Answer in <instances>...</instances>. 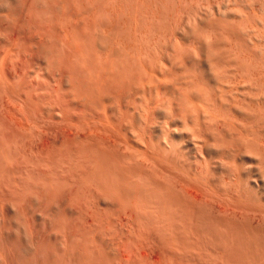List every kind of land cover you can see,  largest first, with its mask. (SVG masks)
<instances>
[{
  "label": "rangeland",
  "instance_id": "374dc122",
  "mask_svg": "<svg viewBox=\"0 0 264 264\" xmlns=\"http://www.w3.org/2000/svg\"><path fill=\"white\" fill-rule=\"evenodd\" d=\"M217 1L226 2V0H168V3L167 0H0V264H264V161H259V164L256 157L246 158L245 155L232 159L228 153L227 156L219 153L220 150L226 152L227 147L211 146L210 149H216V152H213L212 158L206 157L207 161L209 160L206 169L200 168L195 161L196 157L194 159L188 152L186 155L188 157H181L178 150L176 152L174 150L178 148L180 139L185 140L188 129L182 127V130L179 128L180 125L168 127L171 129V132L168 131L169 136L174 137L169 147L165 146L163 138H160L163 136L161 131L165 128L160 124L164 125L162 123L170 116L168 111L166 112V105H158L161 110L155 107L152 115H146L148 120L144 123L146 120L138 106L140 94L136 85L132 83L129 85L131 82L129 79V82H124L118 87L114 81L106 78L109 76H105L108 71L105 69L101 71L98 67L103 64L106 54L108 59L107 57L105 59L108 61L105 60L107 63L104 67L109 66V60L121 58V55L117 56V52L121 54V45H127L129 42L133 46L142 45L143 50L149 46L150 50L149 47L148 50L146 48L148 53L149 51L153 53L154 50H151L153 47L159 50V46L164 47L163 53L172 51L169 47L176 37L179 42L185 44L187 34L181 32L180 26L186 23V14L189 17L196 7H207L208 2ZM146 2L148 3L145 4ZM176 22L177 24L179 22L177 26L174 24ZM110 45L112 47H109ZM157 51L154 53L159 61ZM159 52L162 53V50ZM150 53L147 54L148 57ZM93 57L94 62H91ZM108 66L106 70H109ZM91 67L95 69L91 70ZM97 67L99 76L95 73ZM89 75L93 80L89 79ZM167 80L160 86L162 96L163 94L170 96L175 88L176 83L173 86V83H170L174 80ZM110 81L112 83H109ZM101 83H105V86L102 84L103 88ZM96 85L100 88L95 87ZM96 88L100 92H97ZM93 108H96L98 113ZM122 108L129 109L126 113ZM137 112L141 113L138 115L142 116L144 121H141ZM178 112L177 110V115ZM106 117L109 124L106 123ZM121 117L122 119L118 121ZM139 119L146 125L141 126ZM111 120L114 123L110 122ZM110 124H113L114 129ZM252 124L254 126L256 122ZM256 125L251 126L258 132V136L263 135L264 130L259 129L261 131L259 132L257 130L259 125ZM166 129L167 127L164 133ZM106 130L109 131V133L107 131L109 135ZM262 135V138L259 137L263 139L264 148ZM260 138L257 140L260 141ZM180 147L181 145L178 149ZM184 149L182 150L185 151ZM233 164L240 170L230 185L227 175L229 171L226 172V169L230 168L228 165ZM128 172H132L133 176ZM141 174L145 176L144 180ZM128 175L135 177L137 182ZM157 178L163 180V183L155 180ZM156 182H159L162 188L165 186L163 190L167 188L166 192L164 191L166 194L163 193L166 195L164 199V195L159 197L162 199L159 204L150 202L151 197L157 200L152 196L154 193V196L157 195ZM133 184L137 185L136 187L145 186L144 192L148 187L150 190L146 189V192L148 190L149 194L152 193L151 196L148 192L144 193L143 189H136ZM152 184L157 190H153L155 187H151ZM163 184L165 185L162 186ZM137 190L142 192L138 193ZM123 201L129 203L126 205ZM160 204L165 205L161 207ZM189 208L192 210L187 212Z\"/></svg>",
  "mask_w": 264,
  "mask_h": 264
},
{
  "label": "bare ground",
  "instance_id": "6f19581e",
  "mask_svg": "<svg viewBox=\"0 0 264 264\" xmlns=\"http://www.w3.org/2000/svg\"><path fill=\"white\" fill-rule=\"evenodd\" d=\"M146 1V0H145ZM240 1V0H239ZM141 2V1H140ZM143 3V2H142ZM148 2H146L145 4H147ZM168 3V0H167ZM179 3V2H178ZM210 2L207 3V7H200V8H195L193 9L194 11L193 14L189 15V17L186 14V23L183 24L184 26H180L181 28V32H185L187 35H185V37L187 36V38H185L186 43L182 44L181 42L178 41V39L174 38V41L171 42L169 48L172 51H166V53H163V48H161L160 46L158 47L159 50L157 51L154 47L151 49L153 51V53L155 51H157L158 56L160 58H158L159 61H157V59L155 57V54L153 56H151L153 53L151 51H149V53L151 55H149L150 57L147 56L148 53V47H145V50L147 48V50H143L142 49V45H137L135 42V46L127 43V45H121L120 47V52L121 54H118L117 51H114L115 53L117 52V56L121 55V58L114 59L113 60H109L108 65L104 64L107 63L105 62V60L108 59L107 54L105 55L107 57V59H105L102 62V60H100V62H102L103 64L100 66L98 64L94 65H98V67L102 70L105 69V71H108L107 75L108 76L106 78L111 79V81H114L115 84H117V86L122 83H127L129 82V79L131 82H129L128 84L130 85L131 83L136 85V89L138 90V93L140 95H138L139 97V103L138 106L141 110L143 117L145 116L146 122L148 118H146L147 116L152 115L151 113L154 112L155 107H157L158 105H166V112L168 111V114L170 115L168 118V120L165 119L164 117V122L160 126H164L165 128L167 127V131L164 133V130L161 131L163 132V136H161L160 138H163V143L165 146H170L171 145V140H174V137L169 136L170 134L168 133V131L171 132V129H169L168 127L170 126H177L180 125L182 129V127H184L185 129H188L189 132L186 133L185 135V140L180 139V144L181 147L174 149L175 152L176 150H178V152L180 153L181 157L186 156L187 152L189 153V155L191 154V157H193L195 159L196 157V163L199 164L200 168H204V170L207 167L208 161L206 157H211L212 158V154L213 152H216V149L213 148H224L227 147L226 152H223L220 150V154H226L225 156H227V153L229 155V158L231 157L232 159H234L235 157H241L242 156H246V158L248 157H256L257 161L259 163V161H264V148L262 140H261V135L258 136V132L255 131V129L252 128L253 126V122L255 121L256 124L259 125V127L257 128V130H264V0H243L242 2H238L237 0H226V2ZM54 4V3H53ZM152 4V3H151ZM191 4V3H190ZM189 4V5H190ZM23 5V4H22ZM135 5V4H134ZM178 5V4H177ZM196 5V4H195ZM146 6V5H145ZM153 6V5H152ZM158 6V4H157ZM176 6V5H175ZM174 6V7H175ZM112 7V6H111ZM115 7V6H114ZM122 7V6H120ZM134 7V6H133ZM138 7V6H137ZM150 7V6H149ZM177 7V6H176ZM51 8V7H50ZM166 8V7H165ZM172 8V7H171ZM205 8V9H204ZM117 9V8H116ZM134 9V8H133ZM143 9V8H142ZM150 9V8H149ZM163 9V8H162ZM197 9V11H196ZM199 9V10H198ZM201 9V10H200ZM29 10V9H28ZM141 10V9H140ZM145 10V8H144ZM167 10V9H166ZM174 10V9H173ZM172 10V11H173ZM177 10V9H175ZM126 11V9H125ZM142 11V10H141ZM152 11V9L150 10ZM158 11V10H156ZM155 11V12H156ZM171 11V10H170ZM184 11V10H183ZM101 12V11H100ZM175 12V11H174ZM181 12V11H180ZM142 13V12H141ZM153 13V12H151ZM171 13V12H170ZM179 12H177L178 14ZM113 14V13H112ZM156 14V13H155ZM174 14V13H173ZM122 15V14H121ZM127 15V14H126ZM137 15V14H136ZM149 15V14H147ZM132 16V15H131ZM153 16L154 13H153ZM175 16V14L173 15ZM107 17V16H106ZM126 17V16H125ZM151 17V16H150ZM167 17V16H166ZM178 17V16H176ZM188 17V18H187ZM119 19V18H118ZM133 19V18H132ZM131 19V20H132ZM146 19V18H145ZM149 19V18H147ZM154 20V18H152ZM175 19V18H174ZM100 20V19H99ZM112 20V19H111ZM182 20V19H181ZM117 21V20H116ZM121 21V20H120ZM137 21V20H136ZM145 21V20H144ZM101 22V21H100ZM134 22V21H133ZM175 22V21H174ZM136 23V22H134ZM183 23V22H180ZM105 24V23H103ZM124 24V23H123ZM169 24V23H168ZM175 25L177 24L174 23ZM179 24V22H178ZM177 24V25H178ZM142 25V24H141ZM148 26V24H146ZM176 25V26H177ZM116 26V25H115ZM123 26V25H122ZM125 26V25H124ZM132 26V25H131ZM135 26V25H134ZM186 26V27H185ZM133 27V26H132ZM137 28V27H136ZM149 28V27H148ZM175 28V27H174ZM112 29V28H110ZM142 29V28H141ZM170 29V28H169ZM115 30V29H114ZM132 30V29H131ZM135 30V29H134ZM137 30V29H136ZM157 30V29H156ZM159 30V29H158ZM165 30V29H164ZM171 30V29H170ZM91 31V30H90ZM139 31V30H138ZM149 31V30H148ZM163 31V30H162ZM123 32V31H122ZM180 32V31H179ZM117 33V32H116ZM131 33V31H130ZM129 33V34H130ZM134 32H132L133 34ZM137 33V32H136ZM157 33V31H156ZM166 33V32H165ZM169 33V32H168ZM182 33V34H183ZM131 34V35H132ZM146 34V33H145ZM102 35V34H101ZM110 35V34H109ZM108 35V37H109ZM154 35V33H153ZM166 35V34H165ZM184 35V34H183ZM113 36V35H111ZM121 36V35H120ZM142 36V35H141ZM163 36V35H162ZM129 37V36H128ZM155 37V36H154ZM172 37V36H170ZM159 38V37H158ZM168 38V37H167ZM180 38V37H178ZM108 39V38H107ZM112 39V38H111ZM117 39V38H116ZM133 39V38H132ZM136 39V37H135ZM138 39V37H137ZM149 39V37H148ZM153 39V38H152ZM169 39V38H168ZM184 39V38H183ZM129 40V39H128ZM166 40V39H165ZM182 40V37H181ZM106 41V40H105ZM108 41V40H107ZM110 41V40H109ZM108 41V42H109ZM131 41V40H129ZM148 41V40H147ZM184 41V40H183ZM107 42V43H108ZM122 44V40L120 41ZM119 42V43H120ZM133 42V41H132ZM139 42V41H138ZM137 42V43H138ZM144 42V41H143ZM168 42V41H167ZM101 43V42H100ZM111 43V42H110ZM125 43V42H124ZM134 43V42H133ZM142 43V42H141ZM103 44V43H102ZM165 44V43H164ZM108 45V44H106ZM114 45V44H112ZM147 45V44H146ZM145 45V46H146ZM150 45V44H148ZM155 46V44H153ZM102 45L100 44V47ZM103 46H105L103 44ZM140 46V47H139ZM144 46V45H143ZM99 47V48H100ZM109 47H112L111 45ZM107 47V48H109ZM152 47V46H151ZM156 47V46H155ZM112 49V48H111ZM109 49V50H111ZM117 50V47L115 48ZM162 50V53L165 55L163 57V54L160 53L159 51ZM165 49H167L165 47ZM150 50V47H149ZM96 51V50H95ZM99 51V49H98ZM107 51V49H106ZM119 51V50H118ZM165 51V50H164ZM101 52V51H99ZM108 53V52H107ZM111 53V51H110ZM109 53V54H110ZM114 53V54H115ZM161 55H160V54ZM95 54V53H94ZM103 54V52H102ZM102 54L100 55V57L102 56ZM105 54V53H104ZM96 55V54H95ZM94 55V56H95ZM116 55V54H115ZM86 56V55H85ZM93 56V55H92ZM104 56V55H103ZM110 56V55H109ZM112 56V55H111ZM74 57V56H73ZM120 57V56H119ZM94 58L93 57V61L94 62ZM98 58V57H97ZM87 59V58H86ZM89 59V58H88ZM101 59V58H98ZM116 60L117 62V66H116ZM108 61V60H107ZM84 62V61H83ZM89 62V61H87ZM98 62V61H97ZM79 63H81L79 61ZM92 65V63H91ZM71 66V65H70ZM84 66V65H83ZM82 66V67H83ZM106 66H108L109 70H106ZM93 67V66H92ZM91 67V68H92ZM98 67L96 68L95 71H97ZM104 67V68H103ZM84 68H87L84 66ZM82 68V69H84ZM117 70L115 72L114 69ZM119 68V69H118ZM89 69V68H88ZM95 68H92L91 70H93ZM99 69V70H100ZM87 70V69H86ZM113 70V72H111ZM82 71V70H81ZM80 71V72H81ZM89 71V70H88ZM87 71V73H88ZM86 72V71H85ZM50 73V72H49ZM83 73V72H82ZM97 76H99L97 73H99L98 71L95 72ZM94 73V74H95ZM110 73H112L113 75H111ZM136 73V75L134 74ZM74 74V73H73ZM81 75V73H79ZM89 74V73H88ZM106 74V72H105ZM87 75V74H86ZM101 75V74H100ZM88 76V75H87ZM90 76V75H89ZM93 76V75H92ZM102 76L104 77V75L102 74ZM81 78V77H79ZM84 78V77H83ZM92 77L90 76V80ZM97 78V77H96ZM53 79V78H52ZM86 80V76L84 78ZM88 79V82H89ZM98 79V78H97ZM101 81V78H99ZM104 79V78H103ZM109 79H107V81H109ZM113 79V80H112ZM128 79V80H126ZM171 80L173 82H170L172 84V86L174 85V90L173 92L170 94V96H165V94H163L164 96H162V91H161V83L164 82L165 80ZM74 80V79H73ZM95 80V78H94ZM167 80V81H169ZM96 81V80H95ZM94 81V82H95ZM103 81V80H102ZM109 83H112V82ZM133 81V82H132ZM87 82V80H86ZM91 82V81H90ZM97 82V81H96ZM85 83V81H84ZM92 83V82H91ZM108 83V82H106ZM169 83V82H168ZM70 84V83H69ZM79 84V83H77ZM82 84V83H81ZM96 84V83H95ZM93 84V85H95ZM98 84V82H97ZM102 84L105 83H101ZM80 85V84H79ZM91 85V86H93ZM100 85V83H99ZM96 85L95 87L99 86ZM133 85V86H134ZM164 85V84H163ZM166 85V84H165ZM45 86V85H44ZM81 86V85H80ZM111 86V85H110ZM116 86V85H115ZM118 86V87H119ZM126 89L128 88V85H126ZM132 86V87H133ZM84 87V84H83ZM94 87V88H95ZM107 87L108 84H107ZM106 87V89H107ZM117 87V90H118ZM166 87V86H164ZM78 88V87H77ZM85 88V87H84ZM87 88V87H86ZM92 88V87H91ZM98 89L100 87H97ZM96 88V89H97ZM103 88V86H102ZM101 88V89H102ZM116 88V87H115ZM124 88V87H123ZM163 88V86H162ZM193 88V89H192ZM195 88V89H194ZM76 89V88H75ZM79 89V88H78ZM88 89V88H87ZM97 92H100L98 91ZM114 89V88H113ZM134 89V88H133ZM59 90V89H58ZM105 90V88L103 89ZM122 90V89H120ZM128 90V89H127ZM73 91V90H72ZM78 91V90H77ZM80 91V90H79ZM108 91V90H107ZM106 91V92H107ZM168 91V90H167ZM81 92V91H80ZM94 94V91H92ZM105 92V93H106ZM135 93H137L134 90ZM175 92V93H174ZM79 93V92H78ZM83 93V92H82ZM110 93V91H109ZM124 93V92H123ZM134 93V95H135ZM59 94V93H58ZM63 94V93H62ZM89 94V93H88ZM96 94V93H95ZM114 94V91H113ZM128 94V93H127ZM168 95V93H166ZM98 95V94H96ZM106 95V94H105ZM108 95V94H107ZM81 96V95H80ZM86 96V95H85ZM95 96V95H93ZM111 96V95H110ZM120 96V95H119ZM114 97V95H113ZM88 98V97H87ZM96 98V97H95ZM103 98V97H102ZM101 98V99H102ZM116 98V97H115ZM89 99V98H88ZM107 99V98H106ZM113 99V98H112ZM44 100V99H43ZM87 101V100H86ZM100 101V100H99ZM110 101V99H109ZM116 101H118V99H116ZM57 102V101H56ZM93 102V101H92ZM108 102V101H107ZM132 102V101H131ZM136 102V101H135ZM96 102H94L95 104ZM103 103V102H102ZM117 103V102H116ZM129 103V102H128ZM100 104V102H99ZM97 104V105H99ZM120 104V103H118ZM127 104L124 103V105ZM101 105V104H100ZM105 105V104H104ZM108 105V104H107ZM94 106V105H93ZM102 106V105H101ZM101 106H99L100 110H101ZM112 106V105H111ZM90 107V106H89ZM115 107V106H114ZM123 107V106H122ZM162 107V106H161ZM65 108V107H64ZM86 108V107H84ZM88 108V107H87ZM98 108V107H97ZM98 108V109H99ZM103 108V106H102ZM120 108V106L118 107ZM125 108V107H124ZM137 108V107H136ZM158 108V107H157ZM96 109V108H93ZM105 109V108H104ZM109 109V108H108ZM112 109V108H111ZM114 109V108H113ZM117 109V108H116ZM129 109V108H128ZM126 109V110H128ZM161 110V108H158ZM179 111V115H177V110ZM85 110V109H84ZM89 110V109H88ZM103 110V109H102ZM120 110V109H119ZM122 110H125L122 108ZM125 110V111H126ZM139 110V109H137ZM165 110V109H163ZM81 111V110H80ZM97 113L98 110L96 109ZM112 111V110H111ZM136 111V110H135ZM63 112V111H62ZM87 112V111H86ZM104 112V111H102ZM113 112V111H112ZM111 112V113H112ZM118 112V110H117ZM161 112V111H160ZM99 113H101L99 111ZM123 113V112H122ZM121 113V115H122ZM127 113V111H126ZM83 114V113H82ZM90 114V113H89ZM106 114V111H105ZM131 114V113H130ZM141 113L137 112V115ZM61 115V113H60ZM70 115V114H69ZM88 115V114H87ZM92 115V114H90ZM98 115V114H97ZM118 116L120 114H117ZM120 115V116H121ZM124 115V113H123ZM122 115V116H123ZM126 115V114H125ZM132 115V114H131ZM95 116V115H94ZM99 116V115H98ZM103 116V113H102ZM107 116V115H106ZM116 116V115H115ZM117 116V117H118ZM139 116V115H138ZM163 116V115H162ZM80 117V116H79ZM85 117V116H84ZM92 117V116H91ZM100 117V116H99ZM128 117V116H127ZM134 117V116H132ZM141 117V121H144L142 116ZM82 118V117H81ZM90 118V117H89ZM93 118V117H92ZM95 118V117H94ZM113 119V117H111ZM125 118V116H124ZM163 118V117H162ZM161 118V119H162ZM62 119V118H61ZM69 119V118H68ZM75 120V118H73ZM87 119V118H86ZM91 119V118H90ZM98 119V118H97ZM103 119V118H101ZM122 117L119 120H121ZM85 120V119H83ZM92 120V119H91ZM95 119H93L94 121ZM100 120V119H99ZM105 120V119H103ZM107 117H106V123L107 121ZM130 120V119H127ZM153 120V119H152ZM63 121V120H62ZM65 121V120H64ZM140 121V119H139ZM141 126L143 125L142 122ZM104 122V121H103ZM112 122V120L110 121ZM125 122V120H124ZM155 122V121H154ZM86 123V122H85ZM84 123V124H85ZM88 123V122H87ZM97 123V121H96ZM101 123V122H98ZM114 123V122H112ZM133 122H131L132 124ZM139 123V124H140ZM151 123V122H150ZM160 123V122H159ZM105 124V123H104ZM109 124V123H107ZM117 124V123H116ZM129 124V123H128ZM255 124V125H256ZM94 125V124H93ZM111 127L113 128V124H110ZM146 125V124H145ZM143 125V126H145ZM252 125V126H251ZM254 125V126H255ZM256 125V126H258ZM100 126H103L102 124H100ZM105 126V125H104ZM103 126V127H104ZM109 126V125H108ZM107 126V127H108ZM253 126V127H254ZM90 127V126H89ZM92 127V126H91ZM119 127V126H118ZM128 127V126H127ZM126 127V128H127ZM140 127V125H139ZM86 128V127H85ZM101 128V127H100ZM121 128V127H120ZM133 128V127H132ZM141 128V127H140ZM174 128V127H173ZM102 129V128H101ZM107 129V128H105ZM114 129V128H113ZM111 129V130H113ZM135 129V128H134ZM163 129V128H162ZM169 129V130H168ZM175 131L177 132L176 128H174ZM91 130V129H90ZM128 130V129H127ZM183 130V129H182ZM259 130V132H261ZM102 131V130H101ZM108 130H106L107 133ZM114 131V130H113ZM121 131V130H120ZM133 131V130H132ZM136 131V130H135ZM139 131V130H138ZM144 131V130H143ZM154 131V130H152ZM185 131V130H184ZM187 131V130H186ZM118 132V131H117ZM134 132V131H133ZM132 132V133H133ZM141 132V131H140ZM181 132V130H180ZM98 133V132H97ZM109 133V131H108ZM107 133V134H108ZM135 133V132H134ZM143 133V132H142ZM142 133H139L142 135ZM182 133V132H181ZM264 133V131H263ZM94 134V133H93ZM131 134V133H130ZM137 134V135H139ZM149 134V133H147ZM89 135V134H87ZM109 135V134H108ZM111 135V133H110ZM136 135V134H135ZM183 135V134H182ZM264 135V134H263ZM262 135V136H263ZM90 136V135H89ZM101 136V135H100ZM118 136V135H117ZM122 136V135H121ZM125 138V136L123 137ZM122 138V139H123ZM140 138V137H139ZM143 138V137H141ZM145 138V137H144ZM157 138H159L157 136ZM156 138V139H157ZM159 138V140L161 141V139ZM176 138V137H175ZM260 138V141H258ZM264 138V137H263ZM90 139V138H89ZM110 139V138H109ZM120 139V138H119ZM118 139V140H119ZM121 139V140H122ZM154 139V138H153ZM155 139V140H156ZM258 139V140H257ZM87 140V139H86ZM140 140V139H139ZM170 140V141H169ZM183 140V144L182 141ZM94 141V140H93ZM97 141V140H96ZM107 141V140H105ZM124 141V140H123ZM138 141V140H137ZM141 141V140H140ZM147 141V140H146ZM151 141V140H150ZM125 142V141H124ZM156 142H158L156 140ZM173 142V141H172ZM178 142V143H179ZM100 143V142H99ZM103 143V142H102ZM110 143V142H109ZM119 143V142H118ZM128 143V142H125ZM144 143V142H143ZM159 143V142H158ZM101 144V143H100ZM104 144V143H103ZM114 144V143H113ZM173 144V143H172ZM227 144V146H226ZM98 145V144H97ZM154 145V143H153ZM157 145V144H156ZM160 145V144H158ZM176 145V144H175ZM105 146V145H104ZM108 146V144H107ZM110 146V144H109ZM108 146V147H109ZM113 146V145H112ZM161 146V145H160ZM211 146H214L212 149L214 151H212V149H210ZM103 147V146H102ZM154 147V146H153ZM156 147V146H155ZM166 148V147H165ZM185 148L183 151L182 149ZM99 149V148H98ZM97 149V150H98ZM115 149V148H114ZM113 149V150H114ZM155 149V148H153ZM162 149V148H161ZM170 149V148H169ZM84 150V149H83ZM100 151H103L101 149H99ZM118 150V149H117ZM173 150V148H172ZM218 150V149H217ZM110 151V150H109ZM167 151V150H166ZM165 151V152H166ZM96 152V151H95ZM114 152V151H113ZM117 152V151H115ZM131 152V151H130ZM158 152V151H157ZM156 152V153H157ZM160 152V151H159ZM105 153V152H104ZM109 153V152H108ZM123 153V152H122ZM135 153V151H134ZM169 153V151L167 152ZM174 153V151H173ZM172 155L174 156L175 153ZM98 154V153H97ZM111 154V153H110ZM121 154V153H119ZM131 154V153H130ZM138 154V153H136ZM145 154V153H144ZM154 154V151L153 153ZM165 154V153H164ZM216 154V153H215ZM84 155V154H83ZM102 155V153H101ZM100 155V156H101ZM106 155V154H105ZM135 155V154H134ZM133 155V156H134ZM142 155V154H141ZM158 155V154H157ZM163 155V154H162ZM108 156V155H107ZM111 156V155H110ZM127 156V155H126ZM159 156V155H158ZM157 156V157H158ZM224 156V157H225ZM81 157V156H80ZM106 157V156H105ZM119 157V156H118ZM124 157V156H123ZM122 157V158H123ZM142 157V156H141ZM160 157V156H159ZM162 157V156H161ZM168 157V156H167ZM176 157V156H175ZM179 157V156H178ZM188 157V156H186ZM113 158V157H112ZM125 158V157H124ZM129 158V155H128ZM140 158V157H139ZM146 158V157H145ZM156 158V157H154ZM245 158V157H244ZM82 159V158H81ZM94 159V157H93ZM99 159V158H98ZM107 159V158H106ZM132 159V157H131ZM137 159V158H136ZM193 159V161H194ZM225 159V158H224ZM251 159V158H250ZM117 160V158H116ZM134 160V159H133ZM145 160V159H144ZM157 160V159H156ZM183 160V158H182ZM213 160V159H212ZM220 160V159H219ZM247 160V159H246ZM95 161V160H94ZM118 161V160H117ZM123 161V160H122ZM130 161V160H129ZM128 161V162H129ZM167 161V160H166ZM224 161V160H223ZM255 161V160H254ZM109 162V161H108ZM126 162V161H125ZM126 162V163H128ZM133 162V161H132ZM135 162V161H134ZM153 162V161H151ZM160 162V161H159ZM228 162V160H227ZM226 162V163H227ZM261 162V163H262ZM131 163V162H130ZM129 163V164H130ZM161 163V162H160ZM170 163V161H169ZM194 163V162H193ZM225 163V162H224ZM234 163V162H233ZM257 163V164H258ZM264 163V162H263ZM262 163V164H263ZM111 164V163H110ZM117 164V163H116ZM133 164V163H132ZM167 164V163H166ZM216 164V163H215ZM260 164V163H259ZM86 165V164H84ZM124 165V164H123ZM122 165V166H123ZM137 165V164H136ZM187 165V164H186ZM226 165V164H224ZM102 166V165H101ZM118 166V165H117ZM116 166V169H117ZM153 166V165H152ZM216 166V165H214ZM230 168L226 169L229 171L227 173L228 178H229V183L231 185V183L233 184L234 182V177H237L238 174V167L233 165H228ZM262 166V165H261ZM105 167V166H104ZM103 167V168H104ZM128 167V165H127ZM135 167V166H134ZM140 167V166H139ZM171 167V166H170ZM180 167V166H179ZM198 167V166H197ZM89 168V167H88ZM102 168V167H101ZM125 168V167H124ZM132 169V167H130ZM175 168V166H174ZM224 168V167H223ZM257 168V167H256ZM107 169V168H106ZM127 169V168H126ZM125 169V170H126ZM139 169V168H138ZM163 169V168H162ZM196 169V168H194ZM201 169V170H202ZM97 170V169H96ZM112 170V169H111ZM120 170V168H119ZM135 170V169H134ZM167 170V169H166ZM175 170V169H174ZM109 171V170H108ZM107 171V172H108ZM122 171V170H121ZM129 171V170H128ZM132 171V170H131ZM192 171V170H191ZM200 171V170H199ZM221 171V170H220ZM260 171V170H259ZM102 172V171H101ZM125 173V171H123ZM134 172V171H133ZM138 172V171H137ZM141 172V171H139ZM184 172V171H183ZM262 172V171H261ZM264 172V171H263ZM105 173V172H104ZM115 173V172H114ZM119 173V172H118ZM129 173V172H128ZM132 173V172H131ZM129 173L130 175L133 176V174ZM148 173V172H147ZM163 173V172H162ZM196 173V171H195ZM255 173V172H254ZM116 174V173H115ZM121 174V172L119 173ZM123 174V173H122ZM127 174V173H126ZM146 174V172H145ZM207 174V173H206ZM111 175V174H110ZM142 175V174H141ZM154 175V174H153ZM240 175V173H239ZM80 176V175H79ZM127 177V175H125ZM124 176V177H125ZM132 176H129V178H131ZM148 176V174H147ZM109 177V176H108ZM107 177V178H108ZM143 177V175L141 176ZM150 177V175H149ZM185 177V176H184ZM205 177V176H204ZM249 177V176H248ZM256 177V176H255ZM145 176L143 177L144 180ZM156 178V177H155ZM188 178V177H187ZM198 178V177H197ZM203 178V177H202ZM201 178V179H202ZM100 179V178H99ZM105 179V178H104ZM116 179V177H115ZM114 179V181H115ZM118 179V178H117ZM128 179V178H127ZM132 179H136L135 177H132ZM150 179V178H148ZM152 179V178H151ZM154 179V178H153ZM152 179V180H153ZM199 179V178H198ZM227 179V178H226ZM137 180V179H136ZM135 180V181H136ZM155 180H158L155 179ZM159 180L162 182L163 180H161L159 178ZM158 180V181H159ZM170 180V179H169ZM225 180V179H224ZM107 181V180H106ZM112 181V180H111ZM118 181V180H117ZM121 181V180H120ZM122 181H124L122 179ZM168 181V180H167ZM200 181V180H199ZM244 181V180H243ZM101 182V181H100ZM108 182V181H107ZM128 180L126 181V185ZM131 182V181H130ZM137 182V181H136ZM135 182V184H136ZM170 182V181H169ZM168 182V183H169ZM192 182V181H191ZM76 183V182H75ZM106 183V182H105ZM109 183V182H108ZM106 183V185L108 184ZM119 183V182H118ZM129 183V182H128ZM152 183V181H151ZM157 183V182H156ZM163 183V182H162ZM160 183V185L162 184ZM175 183V182H174ZM173 183V184H174ZM198 183V182H197ZM84 184V183H83ZM110 184V183H109ZM112 184V183H111ZM116 184V183H114ZM113 184V186H114ZM140 184V183H139ZM138 184V185H139ZM145 184V182H144ZM157 189L156 186L154 184H152L151 187H155V189L153 188V190H157L156 191V196L155 193L153 196V198H157L156 199H152V197L150 198V202L157 204L158 202H161L162 199L160 200L159 197L161 198L164 194V191L167 189L163 188L165 187L163 184L162 186H164L163 188L161 186H159V182L157 183ZM191 184V183H190ZM227 184V183H226ZM239 184V183H238ZM123 185V184H122ZM134 185V184H133ZM168 185V184H167ZM175 185V184H174ZM199 185V184H198ZM217 185V184H215ZM243 185V184H242ZM119 186V185H118ZM135 186V185H134ZM133 186V187H134ZM137 186V185H136ZM136 189H143L144 192V188L143 187H136ZM150 186V185H149ZM173 186V185H172ZM182 186V185H181ZM187 186V185H186ZM228 186V185H227ZM116 187V186H115ZM132 187V188H133ZM189 187V186H188ZM225 187V186H224ZM79 188V187H78ZM106 188V187H105ZM112 188V187H111ZM118 188V187H117ZM126 189V187H124ZM131 188V189H132ZM169 188V187H168ZM180 188V187H179ZM178 188V189H179ZM182 188V187H181ZM234 188V187H233ZM237 188V187H236ZM83 189V188H82ZM110 189V188H109ZM108 189V191H109ZM122 189V187H121ZM119 189V190H121ZM130 189V188H128ZM146 189L150 190L148 187H146ZM145 189V192H146ZM171 189V187H170ZM168 189V192L169 190ZM79 190V189H78ZM92 190V189H91ZM106 190V189H104ZM103 190V191H104ZM113 190V189H112ZM117 190V189H116ZM133 190H135L133 188ZM147 190V192H148ZM182 190V189H181ZM180 190V191H181ZM80 191V190H79ZM107 191V190H106ZM115 191V190H114ZM136 191V190H135ZM138 191V190H137ZM183 191V190H182ZM237 191V190H236ZM90 192V191H89ZM142 192V191H138ZM144 192V193H145ZM146 192V193H147ZM153 192V191H152ZM166 192V191H165ZM188 192V190H187ZM102 194V192H100ZM113 194V191L111 192ZM116 193V192H115ZM136 193V192H135ZM164 193V194H163ZM174 193V192H173ZM177 193V191H176ZM180 193V192H179ZM206 193V192H205ZM88 194V193H87ZM105 194V193H103ZM118 194V193H117ZM124 194V193H123ZM122 194V195H123ZM149 194V192H148ZM147 194V195H148ZM152 193H150L149 195L151 196ZM182 194L184 195V193L182 192ZM188 194V193H187ZM185 194V195H187ZM212 194V193H211ZM129 195V194H128ZM136 195V194H134ZM139 195V194H138ZM144 195V194H143ZM146 195V194H145ZM146 195V196H147ZM148 195V197H149ZM168 195V194H167ZM172 195V194H171ZM174 195V194H173ZM176 195V194H175ZM208 195V194H206ZM220 195V194H218ZM228 195V194H227ZM240 195V194H239ZM101 196V195H100ZM115 195H112V197ZM120 196V195H118ZM130 196V195H129ZM137 196V195H136ZM166 195L163 196V199ZM189 195H187L188 197ZM111 197V196H110ZM171 197V196H170ZM182 197V196H181ZM186 197V196H185ZM204 197V196H203ZM210 197V196H209ZM121 198V197H119ZM118 198V199H119ZM125 198V197H124ZM132 198V197H131ZM147 197H145L146 199ZM175 198V196H174ZM240 198V197H239ZM117 199V200H118ZM138 199V197H137ZM152 199V201H151ZM169 199V198H167ZM184 199V198H183ZM192 199V198H191ZM230 199V198H229ZM149 200V199H148ZM172 199L169 200V202ZM189 200V199H188ZM234 200V199H233ZM245 200V199H244ZM90 201V200H89ZM125 201V200H124ZM123 201V203H124ZM139 201V200H138ZM165 203V200H163ZM167 201V200H166ZM180 201V199H179ZM185 201V200H184ZM236 201V200H235ZM248 201V200H247ZM91 202H93L91 200ZM112 202V200H111ZM119 202V201H118ZM128 202V201H127ZM127 202L124 203L127 205ZM135 202V200H134ZM147 202V203H150ZM186 202V201H185ZM129 203V202H128ZM150 203V204H152ZM163 203V202H162ZM168 203V201H167ZM171 203V202H170ZM169 203V204H170ZM105 204V203H104ZM131 204V202H130ZM137 204V203H136ZM139 204V203H138ZM141 204V203H140ZM159 204V203H158ZM167 204V205H169ZM184 204V203H183ZM187 204V203H186ZM191 204V203H190ZM229 204V203H228ZM233 204V203H232ZM259 204V203H258ZM99 205V204H98ZM142 205V204H141ZM146 205V204H145ZM164 206L165 204H160V206ZM173 205V204H171ZM194 205V204H193ZM129 206V205H128ZM132 206V205H131ZM130 206V207H131ZM135 206V205H133ZM137 206V205H136ZM157 206V205H155ZM161 206V207H162ZM181 206V205H180ZM183 206V205H182ZM190 206V205H189ZM248 206V205H247ZM252 206V205H251ZM140 207V206H138ZM143 207V206H142ZM153 207V206H152ZM160 207V208H161ZM173 207V206H171ZM176 207V206H175ZM128 208V207H127ZM141 208V207H140ZM148 208V207H146ZM181 208V207H180ZM184 208V207H183ZM134 209V208H133ZM144 209V208H143ZM167 209V206H166ZM196 209V208H195ZM247 209V208H246ZM251 209V208H250ZM263 209V208H262ZM140 210V209H138ZM165 210V209H164ZM189 210L192 209H188L187 212ZM135 211V210H134ZM174 211V210H173ZM238 211V210H237ZM264 211V209H263ZM145 212V211H144ZM148 212V211H147ZM159 212V211H158ZM177 212V211H176ZM183 212V211H182ZM186 212V211H185ZM191 212V211H190ZM194 212V211H193ZM156 213V212H155ZM192 213V212H191ZM198 213V212H197ZM242 213V212H241ZM152 214V213H151ZM159 214V213H158ZM162 214V213H161ZM165 213H163L162 215H164ZM173 214V213H172ZM182 214V213H181ZM187 214V213H186ZM205 214V213H204ZM130 215V214H129ZM197 215V214H196ZM207 215V213H206ZM235 215V214H234ZM150 216V215H149ZM154 216V215H153ZM170 216V214H169ZM242 216V215H241ZM167 217V216H166ZM250 217V216H249ZM139 218V217H138ZM154 218V217H153ZM163 218V217H162ZM216 218V217H215ZM152 219V218H151ZM166 219V218H165ZM171 219V218H170ZM229 219V218H228ZM138 220V219H137ZM136 220V221H137ZM163 220V219H161ZM175 220V219H174ZM184 220V219H183ZM193 220V217H192ZM198 220V219H197ZM206 220V219H205ZM155 221V220H154ZM172 221V219L170 220ZM219 221V220H218ZM153 222V221H152ZM138 223V222H137ZM167 223V222H166ZM171 223V222H170ZM169 223V224H170ZM208 223V222H207ZM212 223V222H211ZM234 223V222H233ZM159 224V223H158ZM198 224V223H197ZM219 224V223H218ZM136 225V224H135ZM162 225V223H161ZM168 225V224H167ZM185 225V224H184ZM224 225V224H223ZM170 226V225H169ZM232 226V225H231ZM176 227V226H175ZM185 227V226H184ZM191 227V226H190ZM204 227V226H203ZM217 227V224H216ZM215 227V228H216ZM228 227V226H227ZM166 228V227H165ZM168 228V227H167ZM171 228V226H170ZM182 228V227H181ZM218 228V227H217ZM216 228V229H217ZM162 229V227H161ZM180 229V228H179ZM169 230V229H167ZM184 230V229H183ZM256 230V229H255ZM171 231V230H170ZM169 231V233H170ZM186 231V230H185ZM216 231V230H215ZM262 231V230H261ZM142 232V230H141ZM168 232V231H167ZM180 232V231H179ZM164 233V232H163ZM189 233V232H188ZM192 233V232H191ZM215 233V232H214ZM183 234V233H182ZM187 234V233H186ZM193 234V233H192ZM230 234V233H229ZM240 234V233H239ZM259 234V233H258ZM185 235V234H184ZM232 235V234H230ZM249 235V234H248ZM166 236V235H165ZM263 236V235H261ZM154 237V236H153ZM176 237V236H175ZM181 237V236H180ZM186 237V236H185ZM264 237V236H263ZM166 238V237H165ZM191 238V237H190ZM193 238V237H192ZM233 238V235L232 237ZM235 238V237H234ZM262 238V237H261ZM183 239V238H182ZM216 239V238H215ZM188 240V239H186ZM232 240V239H231ZM246 240V239H245ZM239 241V240H238ZM244 241V240H243ZM171 242V240H170ZM203 242V241H202ZM233 242V241H232ZM231 242V243H232ZM237 242V241H236ZM248 242V241H247ZM217 243V242H216ZM119 244V243H118ZM215 244V243H214ZM225 244V242H224ZM258 244V243H257ZM194 245V244H193ZM235 245V244H234ZM214 246V245H213ZM248 246V245H247ZM246 247V246H245ZM144 248V247H143ZM103 249V248H102ZM214 249V248H213ZM224 249V248H223ZM231 249V248H230ZM261 249V248H260ZM261 251V250H260ZM169 252V251H168ZM220 252V251H219ZM224 252V251H223ZM244 252V251H243ZM259 252V250H258ZM184 253V252H183ZM251 253V252H250ZM103 255V254H102ZM244 255V254H243ZM253 255V254H252ZM180 256V255H179ZM257 256V255H256ZM258 257V256H257ZM230 258V257H229ZM175 259V258H174ZM251 260V259H250ZM230 262V261H229ZM90 263V262H89ZM232 264V263H231Z\"/></svg>",
  "mask_w": 264,
  "mask_h": 264
}]
</instances>
